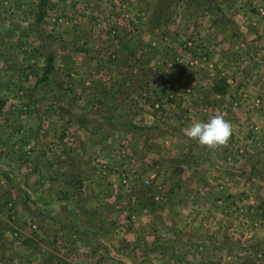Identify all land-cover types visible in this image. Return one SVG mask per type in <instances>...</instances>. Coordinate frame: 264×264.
<instances>
[{
	"label": "crops",
	"instance_id": "obj_1",
	"mask_svg": "<svg viewBox=\"0 0 264 264\" xmlns=\"http://www.w3.org/2000/svg\"><path fill=\"white\" fill-rule=\"evenodd\" d=\"M25 1L3 0L12 9L0 13V264H264V16L240 12L230 32L227 6L174 0L175 15L195 1L189 19L208 17L206 33L222 43L204 56L206 72L166 90L168 75L152 90L150 63L167 35L149 22L155 2L115 0L121 15L114 0H47L69 23L46 30L44 55L34 36L40 5L26 10ZM181 56L175 51L178 78ZM23 65L33 80L22 94L20 80L9 83ZM217 112L233 125L227 147L185 135ZM166 187L171 196L150 200Z\"/></svg>",
	"mask_w": 264,
	"mask_h": 264
},
{
	"label": "rangeland",
	"instance_id": "obj_2",
	"mask_svg": "<svg viewBox=\"0 0 264 264\" xmlns=\"http://www.w3.org/2000/svg\"><path fill=\"white\" fill-rule=\"evenodd\" d=\"M139 1H140V4H139ZM149 1L155 2L152 5V6H154V5L155 6L153 8L151 7V11L154 10L155 16L154 17L151 16L152 12H150V14H149L150 15V18H149L150 24L151 25L154 24V26H156V27H162V26L166 25V29H167L166 30L167 35L165 36L164 42H160L158 44V47H157V49L161 48V49H163V51H161V54H158L157 56L153 57L155 59V61L158 60L157 64L152 65L150 63V66L153 69L151 70V73H149V74L151 75V77H154L155 81L152 83L150 82L149 89L151 88L153 90L154 86L157 84L156 82H158L160 78L170 75L172 79H175L174 82L171 83V82L165 81V84H164V88L166 90H168V89L170 90L175 85L177 87V85L183 83V79H186V76L188 74H191V72L196 73L198 70H203L204 72H206L204 67L207 68L206 64H207L208 58H205L204 56H206V53L207 54L210 53V55L213 54L215 52V49H217L221 46L222 39H221V35H220V37H218L217 35L215 36V35L211 34V31L209 33H206V32H208V30H207L208 22H209L208 17H197V16H195V17L189 19L190 16H189V14L186 13V11L188 9H190V3H195V1H191V2L188 1L189 3L187 5L184 2H182L184 5L183 10L181 9L182 11L180 13L176 9V12H177L176 15H175V7H174V5L176 6V4H175L174 0H171V2H169V0H166V1L163 0L164 4H160L159 3L160 0H149ZM25 2H26V4H24V5H25L26 10L29 9V3H31V4L36 3V4L40 5L38 8L39 20L37 21V25H36V27L34 26L35 22L33 24V19L31 21V25H32V27H35L34 32L37 34L34 36H36V38H37L38 45L42 46V49H41L42 53L44 55H46V52H48L47 54H49L50 52L46 48V43L48 41V37L45 34L46 30H48V28H51L52 25L56 26V25H60L64 22H65L64 24H67L68 20H64L61 17V14H58L57 12H55L54 9L59 10V8H60V6L58 4H53L47 0H30V1L26 0ZM145 2H146V0H138L137 7L139 4V8H142ZM112 3L113 4H110V6L112 8L114 7L115 12L120 13V14L121 13L124 14L123 10L121 11L120 9L115 8L116 4H118L115 0L112 1ZM168 4H169V8H166L167 12L165 13V17L160 18L158 15V11L162 8V5H168ZM218 5L222 6L224 8L227 6V8L232 10L231 12H229L228 10H226V12H225V13L229 14V16H234L233 18L231 17V19H229V17H228V20L232 23V24H230V27H229L230 32H233V31L235 32L237 30L239 18L236 16V14H238L240 12H249L250 13V11L253 10L256 13H258V15L264 16V0H216V4H213V6H218ZM160 6H161V8H160ZM237 8L240 10L238 11ZM8 9L9 10L12 9V4L9 3V5H5V3H3V0H0V13L2 10H8ZM234 10H236V11H234ZM48 12L52 13L51 17L46 14ZM42 14H44V15L42 16ZM45 14H46V16H45ZM156 17H158V19ZM156 19L159 21H157ZM45 21L48 22V25L44 24ZM115 22H117V21H115ZM145 22H146V20L143 19V20H140V22L138 23V24H140L139 28L143 29V31L146 28ZM75 23H76V21H75ZM75 23H73V24H75ZM118 24L122 25V22L118 23ZM225 24H226V22L224 23V25ZM124 25L126 26V23ZM29 27H30V25L27 26V28H29ZM0 36H2V33H0ZM235 36L236 35L234 34V37ZM5 37H6V35H5ZM157 38H158L157 36L154 37V40L156 39L158 41ZM149 39L151 40V37ZM184 41L190 42V43H188L189 45L188 44H186L185 46L183 45L185 47V49H183V46H182ZM149 45H151L152 48H150L151 50L149 49V52L148 51H146V52H147V54H149L152 57L153 56L152 55L153 46H152V44H149ZM28 46H30V45H28ZM41 46H39V47L41 48ZM187 46H189L188 49H186ZM175 48H177V49H175ZM213 49H214V51H213ZM46 50H48V51H46ZM143 50L145 51V48H143ZM177 50L178 51L182 50V53H183V55H185V58H186V60H185L183 58V56H181V59H180V57H179V59L181 61H184V62L187 61V64L185 67V74H182V77H180V78H178V72H179L180 67L178 65L176 66V64L173 62V59H174L173 57H174L175 51H177ZM23 51L26 54L32 53L31 48L28 50H26L24 48ZM0 53H2V52L0 51ZM210 55H208L207 57H209ZM234 55H235L237 61L239 60L240 57L245 61L247 60L246 58H243V54H241V53H235ZM154 59H152V60H154ZM200 67L202 69H200ZM134 68H137V65L135 63H134ZM208 68L211 69V67H208ZM214 70L215 69L213 68L211 71V74L214 72ZM136 72H139V71H136ZM249 73H250V71H249ZM32 74L33 73L31 71V69L29 67H25L23 65L22 67L17 68V72L15 74V77H12V80L9 84L10 85H13V84L19 85V80H20L22 82V84H20L21 88H19V89L17 88V90H15V91H16V93L21 92L23 94V89H26V88L30 87V85H31V82L33 80ZM199 74L201 75V73H199ZM0 87L2 89L6 88V86L3 83H0ZM156 89H159V86ZM188 89H189V87L186 88V90H188ZM165 92H167V91H165ZM256 99L258 100L257 103H255ZM256 99H254L253 102L255 104L259 105L260 98H258L256 96ZM152 100L153 99H151V101H150V105L154 108H158V106H159L158 102L152 101ZM15 102L17 104L18 101L15 100ZM262 106L264 107V102H263ZM167 111H169V110L167 109ZM160 124H162V123H160ZM164 127L167 128V123H165ZM108 128H110V127H108ZM93 132L95 133L97 131L93 130ZM93 132L92 133L89 132L88 135H86V138L87 137L93 138V136H94ZM148 133H150V136L149 137L147 136V138H154L156 136L153 135V137H151V135L153 133H157V132L152 131V132H148ZM95 134H96L95 137H97V135L99 133H95ZM262 134L264 135V129H262ZM137 135L138 134H135V137H137ZM165 137L168 139L171 136L168 135ZM173 146H174V144H173ZM136 149L137 148H135V150ZM151 149L156 150L157 149L156 145L154 144L153 148H151ZM219 180H221V179H219ZM213 182L215 184H217V186H221L222 180L220 182H218L217 180H215V181L213 180V181L209 182V184H212ZM171 183H172L173 187L176 186L175 181H172ZM152 186H153L152 184H148L146 187H150V189H151ZM166 186H168V184ZM211 187H212V185H211ZM150 189H149V191H150ZM167 189L168 188L166 187V190H164V192H162V193H158L157 191L154 192V193H158V198H156V200H155V197H156L155 195H157V194L153 195L150 192V200H154L155 202H158L161 200L159 198L163 197V195L171 196L173 194V192L168 193ZM191 190H193V189H191L190 185H185L183 191H181V192L183 194H186L187 191L191 192ZM153 196H154V198H153ZM187 196L189 197V194ZM202 197H204V196H202ZM252 233H253V229L246 231L247 235L252 234ZM7 250L12 252L10 254H13L15 252V248H13L11 246V244H9V246L7 247ZM251 261L257 262L255 260L251 259L250 261H247L246 264H252ZM10 263L14 264L15 262L11 260Z\"/></svg>",
	"mask_w": 264,
	"mask_h": 264
},
{
	"label": "clouds",
	"instance_id": "obj_3",
	"mask_svg": "<svg viewBox=\"0 0 264 264\" xmlns=\"http://www.w3.org/2000/svg\"><path fill=\"white\" fill-rule=\"evenodd\" d=\"M185 135L208 149L227 147L233 135V125L223 113L217 112L207 122L193 121L184 129Z\"/></svg>",
	"mask_w": 264,
	"mask_h": 264
},
{
	"label": "trees",
	"instance_id": "obj_4",
	"mask_svg": "<svg viewBox=\"0 0 264 264\" xmlns=\"http://www.w3.org/2000/svg\"><path fill=\"white\" fill-rule=\"evenodd\" d=\"M166 7H169V4L168 5H165ZM163 9V8H162ZM164 10V9H163ZM157 19H158V17H156ZM156 19V20H157ZM159 21V20H158ZM49 67L50 66H46L45 68H44V70H43V72H44V74H46L48 71H49ZM49 262H50V264H69V263H64V262H62L61 260H59V261H56V262H53L52 260H49Z\"/></svg>",
	"mask_w": 264,
	"mask_h": 264
},
{
	"label": "built area",
	"instance_id": "obj_5",
	"mask_svg": "<svg viewBox=\"0 0 264 264\" xmlns=\"http://www.w3.org/2000/svg\"><path fill=\"white\" fill-rule=\"evenodd\" d=\"M30 227H31V230H33V229H34V225H33V224H31V225H30Z\"/></svg>",
	"mask_w": 264,
	"mask_h": 264
}]
</instances>
